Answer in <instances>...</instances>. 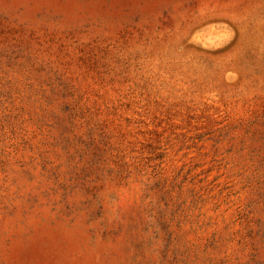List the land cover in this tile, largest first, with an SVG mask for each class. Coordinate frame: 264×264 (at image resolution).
I'll return each instance as SVG.
<instances>
[{"label": "rangeland", "instance_id": "obj_1", "mask_svg": "<svg viewBox=\"0 0 264 264\" xmlns=\"http://www.w3.org/2000/svg\"><path fill=\"white\" fill-rule=\"evenodd\" d=\"M0 264H264V0H0Z\"/></svg>", "mask_w": 264, "mask_h": 264}]
</instances>
